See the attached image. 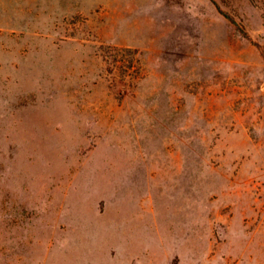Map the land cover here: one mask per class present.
<instances>
[{"label": "rangeland", "instance_id": "374dc122", "mask_svg": "<svg viewBox=\"0 0 264 264\" xmlns=\"http://www.w3.org/2000/svg\"><path fill=\"white\" fill-rule=\"evenodd\" d=\"M0 264H264V0H0Z\"/></svg>", "mask_w": 264, "mask_h": 264}]
</instances>
